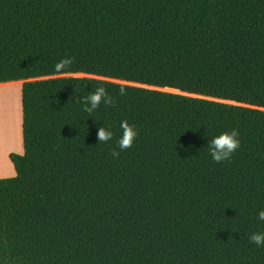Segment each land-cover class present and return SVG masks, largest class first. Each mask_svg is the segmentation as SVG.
Returning a JSON list of instances; mask_svg holds the SVG:
<instances>
[{
    "label": "trees",
    "instance_id": "trees-1",
    "mask_svg": "<svg viewBox=\"0 0 264 264\" xmlns=\"http://www.w3.org/2000/svg\"><path fill=\"white\" fill-rule=\"evenodd\" d=\"M77 74L98 79L59 77ZM28 80L0 264H264L248 240L264 232V0H0V84ZM97 86L114 106L86 113L75 98ZM233 129L240 147L213 162Z\"/></svg>",
    "mask_w": 264,
    "mask_h": 264
},
{
    "label": "clouds",
    "instance_id": "clouds-1",
    "mask_svg": "<svg viewBox=\"0 0 264 264\" xmlns=\"http://www.w3.org/2000/svg\"><path fill=\"white\" fill-rule=\"evenodd\" d=\"M74 63V58L68 57L61 59L54 65V71L57 74L65 72ZM119 95H126V89L121 86L119 88ZM77 103L84 105L83 111L86 113H93L101 104L105 106H114V100L111 95L108 94L105 87L97 86L94 92H90L87 96L76 97ZM120 128L122 129V135L118 140V147L120 151L128 150L137 136V131L133 125H129L127 120L120 122ZM239 133L236 129L230 132H222L218 136L214 137L208 143V151L213 162L221 163L228 160L233 153L240 147V141L238 139ZM113 133L101 126L96 133V139L98 143H105L111 140ZM111 155L118 157L119 152L113 150ZM256 219L259 222H264V210H260L257 213ZM248 240L250 243L255 244L257 247L264 246V232L252 233Z\"/></svg>",
    "mask_w": 264,
    "mask_h": 264
},
{
    "label": "bare ground",
    "instance_id": "bare-ground-1",
    "mask_svg": "<svg viewBox=\"0 0 264 264\" xmlns=\"http://www.w3.org/2000/svg\"><path fill=\"white\" fill-rule=\"evenodd\" d=\"M22 81L0 84V89L4 90V106H0V152H4L19 145V109L17 104L21 94ZM16 90L18 92H16Z\"/></svg>",
    "mask_w": 264,
    "mask_h": 264
},
{
    "label": "rangeland",
    "instance_id": "rangeland-1",
    "mask_svg": "<svg viewBox=\"0 0 264 264\" xmlns=\"http://www.w3.org/2000/svg\"><path fill=\"white\" fill-rule=\"evenodd\" d=\"M60 78H67V77H78V78H81V77H85V78H93V79H98V78H94V77H91V76H87V75H82V74H77V75H65V76H59ZM58 78V77H56ZM101 79V78H99ZM34 81H37V80H28V81H22V85L23 86L24 84L26 83H31V82H34ZM106 81H109V82H113V83H118V84H123V85H129V86H135V87H143L145 88L144 86H137V85H134V84H127V83H124V82H117V81H113V80H106ZM22 88V87H21ZM147 89H150V90H155V91H159V92H165V93H171V94H176V95H183V96H188V97H192V98H199V99H203V100H207L209 101L210 103L212 104H217V105H222V106H231V105H235L234 103H230V102H227V101H220V100H215V99H211V98H203V97H199V96H190V95H187V94H184V93H180L178 91H174V90H168V89H156V88H147ZM16 92H18L16 90ZM5 96H8V93H6L5 95V92L4 90L0 89V106H4L2 101L5 99ZM19 97V96H18ZM17 107L19 109V118H20V108H21V98H19V102L17 104ZM243 107H248V106H243ZM19 134H20V127H19ZM20 137V135H19ZM18 145V144H17ZM1 167V166H0ZM1 169V168H0Z\"/></svg>",
    "mask_w": 264,
    "mask_h": 264
},
{
    "label": "crops",
    "instance_id": "crops-1",
    "mask_svg": "<svg viewBox=\"0 0 264 264\" xmlns=\"http://www.w3.org/2000/svg\"><path fill=\"white\" fill-rule=\"evenodd\" d=\"M21 98V94L19 96ZM21 121L22 113L20 108V137L19 145H15L13 148L8 149L4 152H0V179H9L15 176L14 167L9 159L11 154L22 156L23 155V146H22V134H21Z\"/></svg>",
    "mask_w": 264,
    "mask_h": 264
}]
</instances>
